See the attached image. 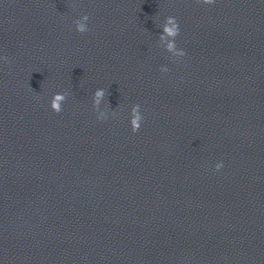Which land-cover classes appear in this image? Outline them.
I'll use <instances>...</instances> for the list:
<instances>
[{"label":"clouds","instance_id":"clouds-1","mask_svg":"<svg viewBox=\"0 0 264 264\" xmlns=\"http://www.w3.org/2000/svg\"><path fill=\"white\" fill-rule=\"evenodd\" d=\"M198 3H203L205 5H212L215 3V0H197ZM89 20V17L88 15H83L81 17V20L79 21H76V31L78 33H81V34H84L86 33L89 29H88V25L84 22H87ZM168 23L171 25V27H166L165 28V31L168 33V35L172 36V37H176L179 35L180 33V28H179V24H178V21L176 20L175 17H169L168 18ZM175 48V43H170L169 44V50H172ZM179 55L180 56H184L185 55V52L183 50H181L179 52ZM5 60H7V57L4 58ZM103 95V92L102 90L100 91H97L96 92V96L99 97ZM64 97L62 95H57L55 97V100L53 101L52 103V109L55 113H60L62 112V109L60 108V104L59 102L61 100H63ZM140 124L137 123V121H133V128H132V132L133 133H136L139 131L140 129ZM223 165H218L217 166V170H219Z\"/></svg>","mask_w":264,"mask_h":264}]
</instances>
